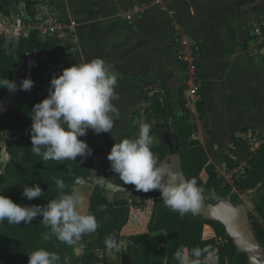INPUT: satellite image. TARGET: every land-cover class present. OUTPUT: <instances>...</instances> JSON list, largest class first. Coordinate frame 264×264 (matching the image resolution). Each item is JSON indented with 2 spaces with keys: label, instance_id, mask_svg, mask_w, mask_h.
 Wrapping results in <instances>:
<instances>
[{
  "label": "trees",
  "instance_id": "16d2710c",
  "mask_svg": "<svg viewBox=\"0 0 264 264\" xmlns=\"http://www.w3.org/2000/svg\"><path fill=\"white\" fill-rule=\"evenodd\" d=\"M19 2L24 3L29 15L25 19L26 23H34L41 0H0V13L10 15L13 3ZM262 28L264 31V25ZM234 35L235 28L230 25L228 37L233 39ZM74 49V39L63 40L56 35L42 37L36 29H31L27 36H21L17 43L13 38L0 34V79L14 80L15 70L26 64L27 54H30V78L34 81L31 90L27 91L21 90L17 84L18 88L14 91L16 97L0 115V133L6 132L9 138L5 146L8 158L0 175V194L25 206H44L48 200L59 196L55 180H62L65 193L71 194L75 189L76 194L82 197L80 210L95 216L98 248L104 253L109 251L105 246V238L114 235L119 251L111 252L119 255L124 264H178L175 258L178 250L190 252L196 247L202 250V264H208L206 260L213 253L219 255L218 264H250L247 255L239 250L223 224L191 212L181 215L171 210L160 198L159 190L142 192L134 186L130 198L111 201L105 195V189L91 178L95 153L94 137L90 134L78 139L86 141L92 154L83 158L78 156L76 161H45L32 151L31 133L27 132L32 125L31 109L35 103L48 96L47 86L54 74L77 63ZM9 93L6 87H0V101ZM183 96L182 86L179 91L181 113L174 108L169 93L165 98L159 94L143 96L149 102L145 108L146 123L151 125L150 133H157L160 139L151 146L158 162L162 164L171 154L170 146L162 136V128H168L177 139V153L180 155L184 176L186 179L195 178L197 184L205 189L207 202L218 203L228 198L235 201L243 190L264 189V134L258 135L262 142L250 155L233 150L232 155L236 158L229 153L224 154L223 162L227 168L242 170L234 182H227L219 175L204 145L196 137L198 126L191 121L192 111L187 108ZM197 110L199 118H202L205 113L204 98L197 103ZM242 131L247 132L248 128ZM186 142L187 146L184 145ZM232 142L239 145L241 139L234 136ZM1 152L2 147L0 156ZM2 165L0 162V168ZM77 177L83 179L84 183L76 185ZM34 184H39L44 191L43 196L28 200L23 195V187ZM210 190L215 191L217 199L209 197ZM150 198L153 200V209L148 213L146 202ZM125 205L133 206L136 215L142 220V228L126 226L123 232L119 231L116 219L120 211L116 208ZM254 211L247 216L257 241L264 246V194ZM208 227L214 229V237L204 236ZM45 233H50V229L42 223L41 216L30 224H8L7 220L0 223V264H28V254L41 248L58 254L59 264H102L101 257L95 251L86 249L83 255L77 256L73 244L63 243L54 235L45 240Z\"/></svg>",
  "mask_w": 264,
  "mask_h": 264
},
{
  "label": "crops",
  "instance_id": "0c3cea01",
  "mask_svg": "<svg viewBox=\"0 0 264 264\" xmlns=\"http://www.w3.org/2000/svg\"><path fill=\"white\" fill-rule=\"evenodd\" d=\"M53 4L60 20L70 25L77 63L100 57L118 73V99L113 101L118 112L113 114V129L100 134L90 128L86 131L94 137L91 178H106L103 188L112 201L130 198L134 188L120 180L107 155L116 138H136L141 120H147L145 108L149 102L143 98L148 95L144 87L158 83L165 89L163 98L169 93L174 108L182 112L179 91L184 87L186 70L178 59L175 42L182 29L201 48L198 79L205 113L199 118L198 110L195 111L196 137L216 167L225 165V153L232 155L231 150L226 152L229 147L240 154L253 152L248 147L250 135L258 138L257 131H264V45L257 44L253 33L257 22L264 25V0H55ZM17 9L12 5L10 15L0 13V34L8 37L7 29L13 28L8 23H14ZM123 11H131V20L121 16ZM230 25L235 28L233 39L228 37ZM18 40L14 39L15 43ZM209 121L212 124L206 130L203 125ZM261 121L262 129L258 126ZM231 122L235 129H225ZM243 128L248 131H242ZM164 129L168 128H162V133ZM150 135L153 142L160 141L157 133ZM234 136L241 139L239 145L232 142ZM216 156L221 163L214 161ZM0 158L7 161L5 148ZM150 202L148 213L153 209L151 198ZM117 209L120 232L126 226L143 227L132 205ZM73 248L77 256L86 249L95 251L102 264L116 257L121 260L119 255L98 248L96 230L83 234ZM207 259L213 260L208 264H218L219 255L213 253Z\"/></svg>",
  "mask_w": 264,
  "mask_h": 264
},
{
  "label": "clouds",
  "instance_id": "9594fccd",
  "mask_svg": "<svg viewBox=\"0 0 264 264\" xmlns=\"http://www.w3.org/2000/svg\"><path fill=\"white\" fill-rule=\"evenodd\" d=\"M117 83L118 73L100 57L75 63L53 76L49 95L31 109L32 151L45 161H76L78 156L91 155L92 149L78 137L85 136L89 128L96 134L113 129V114L118 112L113 103L118 99ZM33 85L34 81L26 77L21 79L19 88L27 91ZM0 87L14 92L18 85L15 80L4 78L0 79ZM150 131L151 125L143 123L136 138H116L107 155L111 169L124 184L134 185L137 191L159 190L160 198L171 210L181 215L197 214L205 199V189L197 184L195 178H181L177 170H170L158 162V157L151 150L153 138ZM166 175L167 181L164 179ZM83 183V179L76 178V185ZM95 183L104 187L106 178L97 179ZM55 184L60 194L44 206H25L0 194V223L7 220L8 224H30L41 216L42 223L50 229L44 239L54 235L68 245L75 243L83 234L94 232L98 227L96 218L80 210L82 197L76 194L75 189L71 194L65 193V184L60 179H56ZM43 192L39 184L23 187V195L28 200L42 197ZM209 197L213 200L218 198L214 190H210ZM105 246L109 251H119L114 235L106 236ZM202 254L199 247L190 252L181 249L175 253V258L178 264H202ZM59 261L58 254L43 248L28 254V264H59Z\"/></svg>",
  "mask_w": 264,
  "mask_h": 264
},
{
  "label": "built area",
  "instance_id": "2783aa9c",
  "mask_svg": "<svg viewBox=\"0 0 264 264\" xmlns=\"http://www.w3.org/2000/svg\"><path fill=\"white\" fill-rule=\"evenodd\" d=\"M41 4L37 6V13L34 21V25L31 29H36L39 31L42 37L49 35H56L58 38L63 40H72L70 25L60 20L57 14L54 12V4L52 1L48 2V0H41ZM18 13L15 17V22H9V26L13 28L7 29L8 38L19 39L21 36H27L30 32V28H27L25 25L26 15L24 11H26L24 3L19 2ZM41 7V9H40ZM44 9H48V12H45ZM27 12V11H26ZM123 18L127 20H131V11H123ZM6 20H4V24ZM262 23L257 22L253 33L256 37V42L258 45H264V31L261 26ZM5 32V31H4ZM2 34V33H1ZM4 35V34H2ZM6 37V36H5ZM176 47H177V56L179 61L184 64L186 74H185V96L184 99L186 101V106L192 112L197 111V103L201 100L200 95V85L198 79V55L201 50L200 45L193 41L190 38V35L185 30H180L177 33L176 38ZM28 61L26 62L28 65V73L31 75V55L27 54ZM145 92L148 96H153L154 94H159L161 98L165 94V89L162 88L158 83H149L144 87ZM146 123L145 117L141 120L140 125ZM252 134L250 135V141H252V150H256L259 145L258 142H261L258 138H255ZM251 144V143H250ZM3 165L0 168V175L3 173V166L6 163V160H0ZM210 231V232H209ZM216 235L214 229L208 227L205 231V237H214Z\"/></svg>",
  "mask_w": 264,
  "mask_h": 264
},
{
  "label": "water",
  "instance_id": "95a60500",
  "mask_svg": "<svg viewBox=\"0 0 264 264\" xmlns=\"http://www.w3.org/2000/svg\"><path fill=\"white\" fill-rule=\"evenodd\" d=\"M24 13L29 18L27 12L24 11ZM15 97L16 93L11 92L0 102V115L6 111ZM172 170H177L181 178L186 179L178 153L172 155ZM164 179L165 181L168 180L167 175ZM106 196L112 201L108 195ZM197 214L223 224L228 235L239 250L247 255L250 264H264V246H261L257 241L248 216L243 209L227 200L211 203L204 199Z\"/></svg>",
  "mask_w": 264,
  "mask_h": 264
},
{
  "label": "rangeland",
  "instance_id": "374dc122",
  "mask_svg": "<svg viewBox=\"0 0 264 264\" xmlns=\"http://www.w3.org/2000/svg\"><path fill=\"white\" fill-rule=\"evenodd\" d=\"M52 0H48V2H50ZM14 8L17 7L16 3H13ZM41 9V7H40ZM45 12H48V9H44ZM15 22V20H14ZM25 25L27 26V28H32V26L34 25L33 22L31 23H26L25 21ZM62 69H60L58 72H56L54 74V76L59 75L62 73ZM26 77H30V74L28 73V65L23 64L22 67L20 69H16L15 70V81L17 84L20 83L21 79L26 78ZM53 78V77H52ZM51 78V79H52ZM48 83L47 89H48V95H49V86H50V81ZM3 101V100H2ZM0 101V102H2ZM178 108H180V106H178ZM194 115L192 116V120L193 122L197 121L198 117H197V113H193ZM191 120V121H192ZM212 124L211 121L207 122L206 124H204L203 126H205V129L208 130V127ZM258 126L260 129H262V121L258 123ZM235 129L234 128V123H227L225 129ZM28 133H31V130L28 129L27 130ZM259 132V134H263L264 131H257ZM163 137L167 140V142L169 143L170 146V150H171V154L162 162V164L165 165V167H169L170 170H172V155L177 153V149H178V143H177V139L175 138L174 134L172 133V131L170 129H164L163 130ZM9 138L7 134H2L0 133V147H2V152L4 151V148L8 142ZM262 142V140H260ZM261 142H258V145L261 144ZM251 144H248L252 147V141H250ZM185 146H187V142L184 144ZM234 146V145H232ZM250 147V148H251ZM233 148V147H232ZM232 148H228L226 149V152H230V150H232ZM254 151V150H253ZM2 152H1V156H2ZM0 156V157H1ZM214 161H216L218 164L221 163V159L219 156H216V158H213ZM0 160H2V158H0ZM3 162V161H0ZM218 173L220 176H222L225 181L227 182H234V180L236 178H238L241 174H242V170L241 168H236V169H229L226 167V165H220L217 167ZM235 190V189H234ZM264 194V189H252V190H243L241 192H239V198L235 201H232L231 198H228L227 201L232 202L235 206L241 208L244 210V212L246 213V215L250 214V213H255L254 209H255V205L257 204V202L259 201V199L261 198V196ZM151 202L150 199L147 200L146 202V209L150 208ZM250 224H251V220L249 219ZM210 232V231H209ZM122 260H120L119 257H116L115 259H110L106 262H103L105 264H121ZM208 263L213 262V260L207 259ZM123 263V262H122ZM124 264V263H123ZM213 264V263H212Z\"/></svg>",
  "mask_w": 264,
  "mask_h": 264
}]
</instances>
